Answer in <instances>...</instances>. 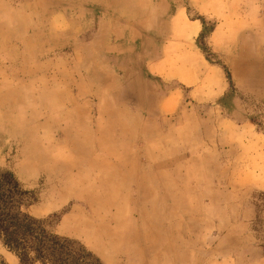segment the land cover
<instances>
[{
  "label": "rangeland",
  "instance_id": "374dc122",
  "mask_svg": "<svg viewBox=\"0 0 264 264\" xmlns=\"http://www.w3.org/2000/svg\"><path fill=\"white\" fill-rule=\"evenodd\" d=\"M123 2L142 10L117 22L125 65L167 52L205 85L146 69L133 84L135 69H102L118 53L91 50L99 22L70 31L56 9L0 0V169L31 193L26 212L101 264H212L228 232L264 264V0ZM0 264H20L1 241Z\"/></svg>",
  "mask_w": 264,
  "mask_h": 264
},
{
  "label": "crops",
  "instance_id": "0c3cea01",
  "mask_svg": "<svg viewBox=\"0 0 264 264\" xmlns=\"http://www.w3.org/2000/svg\"><path fill=\"white\" fill-rule=\"evenodd\" d=\"M32 5H34L36 11L38 12L39 10L40 12H44L45 10L56 9V14H59L61 20L68 22V28L70 31L72 28H75L74 21L77 19L85 21L84 26L88 27V29H91L94 22H99V34H97V36H92V41L90 42L92 46H90L91 50H95L93 46L103 48L102 62L104 60L103 58H105L108 53L112 55L118 53L116 56L117 58L114 56L106 57V65L102 66V69H117L121 66H124L121 68L127 67L129 69H135L136 72L129 74L130 76L132 75L136 78L131 82L133 84H140L143 82V73H145L143 70L146 69V72L148 73L159 75L157 77H160L159 79H161L163 86L173 80H178L179 83L182 84L205 85V81L202 82L200 79L195 80V76L189 72L190 68L183 67V64L179 66L178 63H173V55L168 56L167 52H164L163 56L158 61H151L146 66H143V68L138 64L134 66L133 64L125 65V60L129 59L127 61L128 63L134 62V52L132 49L124 47L122 43V32L117 27V22L141 21L142 10L140 3L133 4V2H131L128 11H126V5L123 0H33ZM150 10L151 7L148 5L146 10L148 20L156 19L155 14H151ZM73 32H75V30H73ZM136 53L138 55V52ZM136 53L135 57H137ZM103 55H105V57H103ZM186 55V53L180 52V54H176V57L182 58ZM191 69L192 73L195 74V72H198L200 69H204V65L202 63L193 64L191 65ZM101 83L109 84L110 81L104 80L101 81ZM169 94L170 93L167 95L165 94L164 96L162 95L161 97V110L163 114L167 116L171 115L176 110L180 102L179 95H176V93L173 95ZM138 99L141 98L139 97ZM254 187L264 191V178L256 181L254 183ZM186 210L188 209L185 208V212ZM204 212L205 209L201 211L202 221L205 219ZM206 221L210 223L212 219L207 218ZM245 222H247V220ZM215 252H218V258H216L212 264H261L262 255L258 246L249 245L248 242L242 241V239L237 238L236 235L229 232L220 237V240H218V244L215 248ZM191 263H194V261Z\"/></svg>",
  "mask_w": 264,
  "mask_h": 264
},
{
  "label": "trees",
  "instance_id": "16d2710c",
  "mask_svg": "<svg viewBox=\"0 0 264 264\" xmlns=\"http://www.w3.org/2000/svg\"><path fill=\"white\" fill-rule=\"evenodd\" d=\"M30 192L18 178L0 169V241L20 264H101L75 242L46 229V221L34 218L25 208Z\"/></svg>",
  "mask_w": 264,
  "mask_h": 264
}]
</instances>
